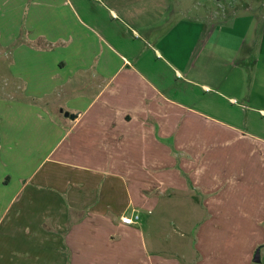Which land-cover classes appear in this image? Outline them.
<instances>
[{"label":"crops","instance_id":"1","mask_svg":"<svg viewBox=\"0 0 264 264\" xmlns=\"http://www.w3.org/2000/svg\"><path fill=\"white\" fill-rule=\"evenodd\" d=\"M186 1L0 0V44L20 37L10 50V73L21 85L0 97V264H66L79 251L87 264L158 262L143 245L140 221L125 224L121 216L151 212L152 192L185 188L186 181L201 192H222L223 164L211 159L223 156L205 139L204 124L185 127L190 113H201L189 108L183 83H191L190 68L197 65L200 79L222 54L241 74L239 83L258 79L264 0H205L220 8L224 2L221 9ZM258 94L264 101V87ZM197 100L205 107V96ZM188 139L198 142L196 160L183 156ZM187 165L189 177L179 167ZM223 217L218 228L237 220ZM211 219L199 244L211 235L203 232ZM259 235L256 244L264 230Z\"/></svg>","mask_w":264,"mask_h":264},{"label":"rangeland","instance_id":"2","mask_svg":"<svg viewBox=\"0 0 264 264\" xmlns=\"http://www.w3.org/2000/svg\"><path fill=\"white\" fill-rule=\"evenodd\" d=\"M174 1L177 4L178 0ZM198 1L188 0L186 3L190 7L197 8ZM205 4H207L206 8L221 9L225 3L220 2L221 8L217 2L206 1ZM175 7L178 6L175 5ZM21 26L22 31H26L25 24L22 23ZM19 43L20 37L12 45L0 44V97L6 99L18 87L21 92L20 81L10 73L13 57L10 55V50L12 46H18ZM228 55L222 54V62L206 66L200 79L197 77V65L190 68L191 83H183L190 92L189 108L201 113V115L190 113L185 127L195 129L204 124L207 129L205 139L216 145L214 149L216 153L221 152L219 153L220 158L223 156V159L218 161L211 159L212 162L208 158L211 163L223 164L221 168L226 177L221 187L222 192H201L200 189L193 188L191 182L188 181H186L187 187L185 188L167 186L159 192H152L155 202L152 210L148 212L147 208L139 209L141 218L137 226L141 232L144 247L158 259V262L148 261L146 264H261L264 261V242L256 244L254 241L260 238L259 234L264 230V143L257 141L264 140V114L259 111L260 107H264V101L259 94L256 95L261 93V88L264 87L260 82L264 80L262 78L264 71L257 72L258 79L256 80L249 78L246 84L242 79L239 83L241 74L233 63L228 62ZM201 83L207 84L210 88H203ZM247 87L254 95L250 94L246 97ZM203 96L206 101L202 109L198 107L197 99ZM231 98L234 99L231 100ZM32 102L35 103V101ZM232 129L235 132H232ZM192 131L194 130H190ZM187 141L186 146L189 149L183 151L188 152L189 150V152L183 156H188L189 160H196L198 153L196 148L192 149V147L197 146L198 142L190 139ZM233 146L235 149H232ZM226 153L229 156L225 158ZM206 156H210L209 153H206ZM179 167L182 174L189 177L192 168L189 165ZM19 168L21 169V166ZM214 168L217 166L208 168L205 176H207L206 172L213 173ZM231 182L233 188H229ZM14 183L13 189H9L8 192L14 191L17 186V183ZM246 183L249 187L251 186L252 192L242 191ZM2 184L6 185L4 180ZM230 198H233V205L235 200L236 213L230 210L231 205L228 204ZM209 202L215 205L212 212L209 211L207 205ZM219 204L224 206L222 208L225 213H219L216 210ZM224 215L228 217L235 215L237 220L235 223L232 221L222 223L221 228H218V218L222 216L224 219ZM210 216L211 226L204 225L203 232L211 235L207 242L199 244L200 229ZM259 246H261L262 261L255 262L253 257ZM84 247L83 244L77 245L80 250L85 249ZM128 252H133V248H129ZM207 252L210 255L204 258L202 254ZM82 254L79 251L76 261L68 260L66 264H87L88 261ZM95 263L103 264L102 262ZM108 263L128 264L125 261Z\"/></svg>","mask_w":264,"mask_h":264},{"label":"built area","instance_id":"3","mask_svg":"<svg viewBox=\"0 0 264 264\" xmlns=\"http://www.w3.org/2000/svg\"><path fill=\"white\" fill-rule=\"evenodd\" d=\"M140 218H141V216L139 213H133L131 215L121 216L122 222L125 224H129V225L138 223L140 221Z\"/></svg>","mask_w":264,"mask_h":264},{"label":"water","instance_id":"4","mask_svg":"<svg viewBox=\"0 0 264 264\" xmlns=\"http://www.w3.org/2000/svg\"><path fill=\"white\" fill-rule=\"evenodd\" d=\"M66 115H69L71 118H75L76 116H75V114H71V113H69V112H66L65 113ZM261 251V248L260 247H258L257 249H256V252H255V254H254V257H253V260L255 261V262H260L261 261V256H260V252Z\"/></svg>","mask_w":264,"mask_h":264}]
</instances>
